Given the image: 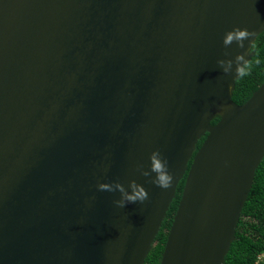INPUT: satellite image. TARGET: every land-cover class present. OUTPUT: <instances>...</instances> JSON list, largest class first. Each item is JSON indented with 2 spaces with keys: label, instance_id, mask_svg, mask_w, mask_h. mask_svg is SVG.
<instances>
[{
  "label": "water",
  "instance_id": "water-1",
  "mask_svg": "<svg viewBox=\"0 0 264 264\" xmlns=\"http://www.w3.org/2000/svg\"><path fill=\"white\" fill-rule=\"evenodd\" d=\"M263 31L264 0H0V264H145L185 177L160 264H225L264 159V83L233 101Z\"/></svg>",
  "mask_w": 264,
  "mask_h": 264
},
{
  "label": "trees",
  "instance_id": "trees-1",
  "mask_svg": "<svg viewBox=\"0 0 264 264\" xmlns=\"http://www.w3.org/2000/svg\"><path fill=\"white\" fill-rule=\"evenodd\" d=\"M251 52L252 58L246 64L251 65L248 74L240 76L233 92V101L238 105L246 103L264 83V31L254 42ZM219 121L220 117H216L212 125H216ZM204 141L205 137L199 141L197 150ZM192 161L189 163V168ZM185 181L186 177L178 186L176 197L145 264L161 263L168 234L182 198ZM262 255H264V159L256 172L253 188L238 224L236 240L226 256L225 264H264Z\"/></svg>",
  "mask_w": 264,
  "mask_h": 264
},
{
  "label": "clouds",
  "instance_id": "clouds-1",
  "mask_svg": "<svg viewBox=\"0 0 264 264\" xmlns=\"http://www.w3.org/2000/svg\"><path fill=\"white\" fill-rule=\"evenodd\" d=\"M250 33L247 32L245 29H234L233 31L229 32L226 36L225 43L230 44L233 40H243L248 38ZM251 67L250 64L240 67L238 69V74L243 77L248 74V70ZM153 170L158 174L157 175V180L156 183L158 186L161 188H169L172 184L173 177L168 174L166 171L164 163L159 159V154L154 153L153 157ZM101 190H106L108 189L107 185H101L100 186ZM126 199L129 202H135L136 200H144L147 199V192L143 189L140 188L136 190L133 194L127 195ZM121 206H123V203L121 202ZM264 257V255L261 256V258Z\"/></svg>",
  "mask_w": 264,
  "mask_h": 264
}]
</instances>
